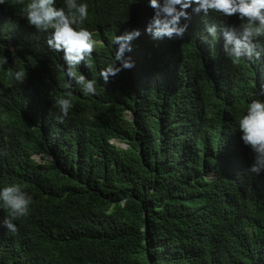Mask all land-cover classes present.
<instances>
[{
	"label": "trees",
	"instance_id": "16d2710c",
	"mask_svg": "<svg viewBox=\"0 0 264 264\" xmlns=\"http://www.w3.org/2000/svg\"><path fill=\"white\" fill-rule=\"evenodd\" d=\"M86 2L85 26L104 45L79 71L96 94L73 86L62 123L60 54L16 0L0 5V187L32 196L14 233L0 226V264H264V173L246 172L235 125L264 83L263 63L233 65L223 41L201 40L218 15L193 14L182 38L154 40L147 0ZM134 28L135 66L104 84L113 36ZM17 68L22 85L7 75Z\"/></svg>",
	"mask_w": 264,
	"mask_h": 264
},
{
	"label": "clouds",
	"instance_id": "9594fccd",
	"mask_svg": "<svg viewBox=\"0 0 264 264\" xmlns=\"http://www.w3.org/2000/svg\"><path fill=\"white\" fill-rule=\"evenodd\" d=\"M16 3L20 5L27 25L39 33H46L44 43L47 49L59 53L64 62L60 67L67 77L62 85L66 92L53 100L62 123L74 107L73 86H78L84 96L96 94L97 81L86 78L79 70L81 66L91 67L89 60L97 45H104V42L95 39V31L85 26L89 16L86 0H62V6L57 5V0H16ZM0 5H7V0H0ZM147 6L152 9V16L144 31L154 40L182 38L193 14L223 17L204 26L201 40L220 39L223 41V53L233 65L241 62L255 65L261 61L264 72V0H147ZM140 35L141 31L134 28L113 36L112 59L99 70L104 84L121 71L135 66L132 57L126 53L132 52V41ZM7 64L8 58L0 55V68ZM7 75L10 81L20 85L27 79L22 68L13 69ZM253 97L236 118L235 125L242 144L249 150L251 163L246 172L259 176L264 173V83L258 84ZM110 143L127 148L126 144L114 140ZM31 202L32 196L19 184L0 187V209L7 210L0 226L14 233L17 228L14 221L28 214Z\"/></svg>",
	"mask_w": 264,
	"mask_h": 264
},
{
	"label": "rangeland",
	"instance_id": "374dc122",
	"mask_svg": "<svg viewBox=\"0 0 264 264\" xmlns=\"http://www.w3.org/2000/svg\"><path fill=\"white\" fill-rule=\"evenodd\" d=\"M125 117L128 118V119H131L132 116H131V114L127 113V114L125 115ZM123 147H124V146H123ZM35 159H36L37 162H42L40 156L35 157Z\"/></svg>",
	"mask_w": 264,
	"mask_h": 264
}]
</instances>
